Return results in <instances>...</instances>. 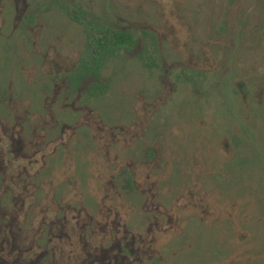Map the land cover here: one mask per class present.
Wrapping results in <instances>:
<instances>
[{
  "label": "rangeland",
  "instance_id": "obj_1",
  "mask_svg": "<svg viewBox=\"0 0 264 264\" xmlns=\"http://www.w3.org/2000/svg\"><path fill=\"white\" fill-rule=\"evenodd\" d=\"M109 262L264 264V0H0V264Z\"/></svg>",
  "mask_w": 264,
  "mask_h": 264
},
{
  "label": "trees",
  "instance_id": "obj_2",
  "mask_svg": "<svg viewBox=\"0 0 264 264\" xmlns=\"http://www.w3.org/2000/svg\"><path fill=\"white\" fill-rule=\"evenodd\" d=\"M133 45L135 40L131 34L118 30L100 29L97 37H91L88 44L89 54L80 64V74L95 73L103 63V59L114 53L119 46ZM92 62V65H90Z\"/></svg>",
  "mask_w": 264,
  "mask_h": 264
},
{
  "label": "flooded vegetation",
  "instance_id": "obj_3",
  "mask_svg": "<svg viewBox=\"0 0 264 264\" xmlns=\"http://www.w3.org/2000/svg\"><path fill=\"white\" fill-rule=\"evenodd\" d=\"M109 264H112V262H109Z\"/></svg>",
  "mask_w": 264,
  "mask_h": 264
}]
</instances>
